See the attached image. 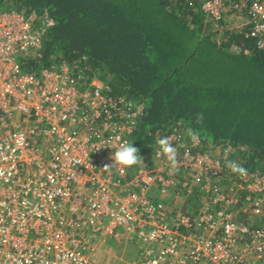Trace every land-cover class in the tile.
<instances>
[{
  "label": "built area",
  "instance_id": "obj_1",
  "mask_svg": "<svg viewBox=\"0 0 264 264\" xmlns=\"http://www.w3.org/2000/svg\"><path fill=\"white\" fill-rule=\"evenodd\" d=\"M245 9L247 34L264 50V0L202 1L216 23L228 10ZM36 18L0 12V264H94L98 246L122 236L139 241L132 264H264V175L241 178L248 194L234 211L241 196L211 187L222 164L195 151L199 138L167 136L177 149L175 173L159 146L133 167L115 164L143 105L66 65L23 71L21 60L39 52L45 27L54 24L45 16L38 30ZM190 180L206 181L211 193L196 216L163 201L172 189L183 198Z\"/></svg>",
  "mask_w": 264,
  "mask_h": 264
},
{
  "label": "trees",
  "instance_id": "obj_2",
  "mask_svg": "<svg viewBox=\"0 0 264 264\" xmlns=\"http://www.w3.org/2000/svg\"><path fill=\"white\" fill-rule=\"evenodd\" d=\"M202 1L0 0V12L34 13L38 30L45 16L54 23L45 27L39 52L21 60L23 71L39 75L66 65L72 75L100 79L110 94L143 105L128 137L142 159L159 138L197 129L195 151L222 164L223 176L211 187L239 193L241 201L231 206L237 211L248 192L227 162L244 167L248 177L264 175V50L248 35L251 25L215 29ZM198 113L202 125L195 123ZM205 184L190 180L182 200L169 193L163 201L177 199L196 216L211 194ZM236 220L245 223L246 214Z\"/></svg>",
  "mask_w": 264,
  "mask_h": 264
},
{
  "label": "clouds",
  "instance_id": "obj_3",
  "mask_svg": "<svg viewBox=\"0 0 264 264\" xmlns=\"http://www.w3.org/2000/svg\"><path fill=\"white\" fill-rule=\"evenodd\" d=\"M204 121L203 113H198L196 115L195 123L197 125H202ZM187 135L192 140H196L199 136L198 130L194 128L187 129ZM157 144L160 148V152L157 155H164L167 161L170 164L171 171L175 173L179 170V162L177 159V149L173 147L171 143V137H161L157 140ZM114 163L121 166L122 168H130L137 164H140L142 160L139 155V149L134 147L133 144L125 142L122 144L117 151L114 152V156L112 157ZM112 166V165H111ZM111 166H105V168H109ZM227 167L236 174H239L241 178L247 175V170L238 165L234 161H228Z\"/></svg>",
  "mask_w": 264,
  "mask_h": 264
},
{
  "label": "rangeland",
  "instance_id": "obj_4",
  "mask_svg": "<svg viewBox=\"0 0 264 264\" xmlns=\"http://www.w3.org/2000/svg\"><path fill=\"white\" fill-rule=\"evenodd\" d=\"M228 11L225 13L223 18L225 24L220 26L215 23L214 28L242 29L245 26L247 18L240 13L239 15L237 13L234 14L235 17H230V13ZM220 38L221 37H219V39ZM182 199L183 198L180 200ZM181 207L182 206L179 208ZM138 242L139 241L136 237L128 245L120 238L107 239L105 244L98 246L96 253L91 257V261L94 264H132L137 261L139 252L141 251Z\"/></svg>",
  "mask_w": 264,
  "mask_h": 264
},
{
  "label": "crops",
  "instance_id": "obj_5",
  "mask_svg": "<svg viewBox=\"0 0 264 264\" xmlns=\"http://www.w3.org/2000/svg\"><path fill=\"white\" fill-rule=\"evenodd\" d=\"M229 13H230V17H235L234 14H236V13L239 15L238 12H235V13H234L233 11H231V12H229ZM231 14H232V15H231ZM240 14L244 15V16L247 18L246 23H245V26H246V24H247V22H248V14H247L246 11L243 12V13H240ZM154 152H155V150H152V153H151L150 155H148V157L151 156L152 154H154ZM148 164L150 165L151 163L148 162ZM153 193L155 194L154 191H153ZM170 193H171V194H174V193H176V190H175V189H172ZM155 195H156V194H155Z\"/></svg>",
  "mask_w": 264,
  "mask_h": 264
},
{
  "label": "bare ground",
  "instance_id": "obj_6",
  "mask_svg": "<svg viewBox=\"0 0 264 264\" xmlns=\"http://www.w3.org/2000/svg\"><path fill=\"white\" fill-rule=\"evenodd\" d=\"M232 15V14H231ZM227 18V17H226ZM40 22V21H39ZM37 59V58H36ZM230 186V185H229ZM203 187V186H202ZM222 191V190H221ZM177 200V199H176ZM186 210V209H185ZM200 210V209H199ZM196 214V213H195Z\"/></svg>",
  "mask_w": 264,
  "mask_h": 264
}]
</instances>
